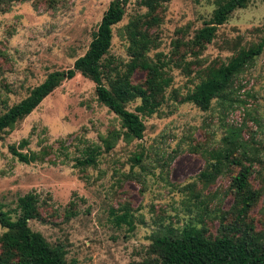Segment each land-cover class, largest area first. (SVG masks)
I'll list each match as a JSON object with an SVG mask.
<instances>
[{
  "label": "rangeland",
  "instance_id": "obj_1",
  "mask_svg": "<svg viewBox=\"0 0 264 264\" xmlns=\"http://www.w3.org/2000/svg\"><path fill=\"white\" fill-rule=\"evenodd\" d=\"M110 1L57 0L53 8L19 2L0 10V114L47 74L72 67L86 51ZM223 1L162 2L158 25L147 31L152 43L145 57L152 63L171 59L163 68L170 83L155 113L138 114L141 139H122L118 118L96 101L94 85L79 73L63 80L0 136V210L14 220L17 198L34 194L43 222L29 220L27 226L49 245L61 244L65 264L140 261L151 236L165 228L179 231L190 225L204 228L205 235H218V217L232 204L228 185L237 168L229 167L211 182L199 174L230 128L238 129L253 153L249 182L260 197L248 215L254 230L264 233V2L252 0L233 11L196 58L180 47ZM144 12L139 0H128L121 21L111 27L104 59L109 67L115 64L116 71H123L130 59L127 25ZM259 43V55L233 79L223 104L212 100L208 110L200 111L181 101L205 67L226 63L237 51ZM175 50L185 53L186 68L174 65L179 56L172 55ZM143 78L135 69L129 79L136 84ZM138 104L135 99L125 109L134 112ZM115 133L118 136L105 150L102 139ZM21 141L25 146L19 148ZM10 147L39 159L18 162ZM94 148L99 150L94 164L78 166L76 161ZM124 208L131 230L114 221ZM3 231L0 228V234Z\"/></svg>",
  "mask_w": 264,
  "mask_h": 264
},
{
  "label": "trees",
  "instance_id": "obj_2",
  "mask_svg": "<svg viewBox=\"0 0 264 264\" xmlns=\"http://www.w3.org/2000/svg\"><path fill=\"white\" fill-rule=\"evenodd\" d=\"M127 1L109 2L86 51L73 61L70 69L47 74L26 97L0 114V136L29 115L63 80L71 79L75 73H79L94 85L96 101L118 118L122 139L128 142L142 138L143 124L138 114L150 116L155 113L163 101L164 89L170 83L163 68L170 64L171 59H157L152 63L145 57L148 46L152 43L147 35L148 28L158 25V12L165 0H139L145 12L127 25V51L130 59L120 72L116 71L115 64L109 67L104 57L110 47L111 27L121 21ZM250 1L252 0H224L219 3L211 18L180 47L196 58L204 46L211 42L217 27L233 11L244 8ZM19 2H41L46 7L53 8L57 0H0V10ZM178 44L175 43V48ZM262 44L237 51L226 63L205 67L200 81L181 101L191 103L200 111L208 110L212 100L223 104L229 98L228 91L233 79L259 55ZM173 54L179 55L174 60L175 66L186 68L189 65L183 62L185 53L175 50L172 51ZM135 69L141 70L144 78L139 83L132 84L129 78ZM135 99L139 100V104L134 107V112L126 110L125 105ZM116 136L118 133L102 139L105 150L110 148L111 141ZM221 142V147L209 152L210 161L206 164V171L199 174V177L211 182L217 175L228 171L229 167L237 168L228 185L232 204L218 217V235H205L204 228L190 225L179 231L165 228L151 236V243L140 261H130L127 264H264V233L254 230L253 220L248 215L260 197V191L254 189L249 182L253 172L252 163L255 162L251 147L241 140L239 131L235 128L227 129ZM18 146H25V141H21ZM9 151L18 162L24 164L39 159L35 153H20L12 147ZM98 154L99 150L94 148L85 158L77 160L76 164L81 167L92 166ZM134 161L138 162L139 157L135 156ZM37 203L38 199L32 193L17 198L18 215L14 220L0 210V228L4 230L0 234V264H65L63 246L49 245L39 233L32 232L27 226L29 220L43 222ZM228 216L230 221L226 222ZM114 221L116 224L125 223L129 230L132 229L126 208L123 213L114 216Z\"/></svg>",
  "mask_w": 264,
  "mask_h": 264
}]
</instances>
